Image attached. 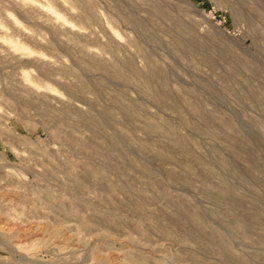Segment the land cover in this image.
I'll list each match as a JSON object with an SVG mask.
<instances>
[{
	"label": "clouds",
	"instance_id": "obj_1",
	"mask_svg": "<svg viewBox=\"0 0 264 264\" xmlns=\"http://www.w3.org/2000/svg\"><path fill=\"white\" fill-rule=\"evenodd\" d=\"M210 34L191 0H0V264H264L234 122L187 86L245 96Z\"/></svg>",
	"mask_w": 264,
	"mask_h": 264
},
{
	"label": "rangeland",
	"instance_id": "obj_2",
	"mask_svg": "<svg viewBox=\"0 0 264 264\" xmlns=\"http://www.w3.org/2000/svg\"><path fill=\"white\" fill-rule=\"evenodd\" d=\"M191 6L197 15L204 14L211 29L202 45L204 55L225 76H228L225 69L233 67L248 81L246 86L243 81L235 80L239 90L245 93L240 96L239 91L235 92L240 107L232 105L211 77H198L207 89L196 83L187 86L204 92L209 102L234 122V134L228 138L227 147L220 151L227 158L238 186L260 189L261 194L257 195L247 188L251 199L236 201L240 214L250 227L256 228L264 224V216L260 215L264 212V100H258L264 91V0H191ZM241 22L248 30L237 35ZM244 67L251 71V76H245ZM228 79L235 77L228 76Z\"/></svg>",
	"mask_w": 264,
	"mask_h": 264
}]
</instances>
